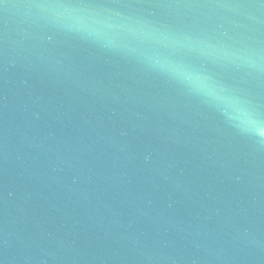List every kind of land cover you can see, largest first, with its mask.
I'll list each match as a JSON object with an SVG mask.
<instances>
[{
  "label": "water",
  "instance_id": "obj_1",
  "mask_svg": "<svg viewBox=\"0 0 264 264\" xmlns=\"http://www.w3.org/2000/svg\"><path fill=\"white\" fill-rule=\"evenodd\" d=\"M0 264H264V0H0Z\"/></svg>",
  "mask_w": 264,
  "mask_h": 264
}]
</instances>
